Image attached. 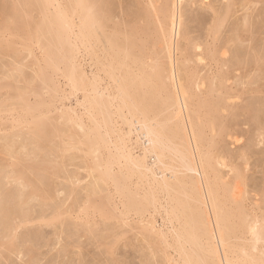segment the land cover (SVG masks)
<instances>
[{
	"label": "bare ground",
	"instance_id": "obj_1",
	"mask_svg": "<svg viewBox=\"0 0 264 264\" xmlns=\"http://www.w3.org/2000/svg\"><path fill=\"white\" fill-rule=\"evenodd\" d=\"M0 76L3 261L264 264V0H1Z\"/></svg>",
	"mask_w": 264,
	"mask_h": 264
},
{
	"label": "rangeland",
	"instance_id": "obj_2",
	"mask_svg": "<svg viewBox=\"0 0 264 264\" xmlns=\"http://www.w3.org/2000/svg\"><path fill=\"white\" fill-rule=\"evenodd\" d=\"M1 1V0H0ZM1 77V76H0ZM73 101V100H72ZM71 101V102H72ZM71 102L69 103V104H71ZM75 101H73V103H72V105L74 106L75 104ZM7 135L8 134V132H2V133H0V135ZM24 138V137H23ZM23 138H17L16 140L17 141H19L20 139V141H22V139ZM261 145V146H260ZM259 146H257L256 147V150L258 151V149H259V151L261 150V148H264V145L263 144H260ZM263 146V147H262ZM258 147H260V148H258ZM258 159V158H257ZM252 162V166H254V164L256 165V158H253V161H251ZM254 162V163H253ZM251 166V167H252ZM74 167H75V165H74ZM72 167V165H71V167L69 166L68 167V170L70 171V172H68V173H70L71 174V172L73 171V169H74V172L75 171H77V167ZM78 171H79V173H81V176H82V178L84 179L81 183H80V185H85L86 184V182L89 180V179H87V177H86V179H85V177H83V176H85L86 175V171L85 170H79L78 169ZM85 171V172H84ZM73 173V172H72ZM250 174H251V172H249ZM65 176H68V175H62V177H61V179H59L58 181V184H60V191H59V196H58V198L60 199L59 201H61L62 203H63V201H64V199H65V201H67L68 200V194H69V192H70V190L68 191V188H69V185L68 184H66L67 182H66V180H62V178H64L65 179ZM62 180V181H61ZM83 182H85V183H83ZM65 184V185H64ZM14 184H9V187H11V186H13ZM82 185V186H83ZM63 186V187H62ZM66 186V189L64 188ZM68 186V187H67ZM63 191H65V192H63ZM66 192H68L67 194H66ZM64 193V194H63ZM66 194V195H65ZM64 196V198L62 197V196ZM66 197V198H65ZM62 199H63V201H62ZM60 203V202H59ZM33 205H35V207L33 206ZM33 207H32V219H33V223L31 222L30 224H28V225H26V226H24V227H21L22 229H18V231H17V233H19V234H17L16 233V236H17V238H18V240H16L18 243H17V245L19 246H17L18 248L17 249H15L16 251H13V252H15V253H9V252H4V253H7V254H9L10 255V257L8 256V255H4V253H3V257L5 256V257H7V259L5 260V261H3L4 260V258H2V257H0L1 259H0V263H1V261L3 262V264H6V261H8L7 263L8 264H12V262H13V264H19L20 263V261L19 260H21V262L22 263H20V264H24L25 262H27L28 261V263L30 262V257H27L28 255H24L23 253L21 254V251H19V250H21L22 249V252L24 251L25 252V250L23 249V248H25L24 246H27L28 247V245H30V243L32 244V243H34V245L32 244V247L34 248V250H37V251H34V252H37V253H35V256H37V255H40V256H37V257H35L34 259H32V261L30 262V264H57V262H58V264H61V260L60 259H58L59 258V254L62 256H60V258L61 259H63L62 261V264L63 263H66V262H69L70 261V259H71V257L73 256V258H75V256H76V260L75 259H73L72 258V260H71V262H73L74 260L76 261V264H79V261H80V256H81V253L82 252H84L85 254L87 253V251H89L91 254H92V257H91V254H90V256H88V260L87 261H89L90 262V259L89 258H91V262L90 263H88V264H95V262H97V260H98V253H103V251H101L102 250V248H95V246H94V244L92 243V242H94L93 240L94 239H92L91 237H89L88 235V237H86V236H83L84 234H80V232L78 233V234H75V235H72L71 234V232L70 231H66V229L68 230V228L67 227H63L64 229L63 230H65V232L67 233V235H66V233L64 234L63 233V231H62V226H59L58 228H57V226H56V228L60 231V228H61V231L60 232H58V230L55 228V226H51L50 225V227H48L46 224H41L40 225V223L41 222H39V221H37V222H34V217H41V216H46V217H48L49 215H51V212H53V210H54V207H53V205H49V206H51L50 208H49V206L48 207H43L42 209H41V207H39V205L36 203H33ZM38 208H37V207ZM48 208L49 209H51V210H48ZM48 210L47 212L46 211H44V210ZM38 210V211H37ZM40 211V212H39ZM41 211H44V212H41ZM51 211V212H50ZM34 212V213H33ZM43 215H42V214ZM47 213V214H46ZM48 213H49V215H48ZM40 214V215H39ZM35 215H37V216H35ZM37 217V218H38ZM36 218V219H37ZM38 218V219H39ZM36 219H35V221H36ZM39 222V223H38ZM39 224V225H38ZM40 226H44L43 228L42 227H40ZM54 229H53V228ZM66 228V229H65ZM27 230V231H26ZM19 231H21V232H19ZM39 231V232H38ZM23 232H25L24 233V235H23ZM30 232V233H29ZM35 234H34V233ZM41 232V233H40ZM58 234H57V233ZM29 233V234H28ZM61 233H63V234H61ZM22 234V235H21ZM58 236H57V235ZM59 234H61V236L59 235ZM68 234H69V236L71 237V236H73V237H75L76 236V238H75V240H73L74 241V243L75 242H77L76 244H74L72 241H71V238L68 236ZM20 235H21V237H20ZM27 235V236H26ZM80 235V236H79ZM81 235L84 237H82V239H80L81 238ZM32 236V237H31ZM36 236V237H35ZM37 236H41V238H39V237H37ZM62 236H63V238H62ZM64 236H66V237H64ZM68 236V237H67ZM80 238H79V237ZM23 237V238H22ZM25 237V238H24ZM57 237H61V238H57ZM40 240H39V239ZM65 238V239H64ZM79 238V239H78ZM87 238V239H86ZM88 238H89V240H88ZM21 239V240H20ZM26 239H28V240H26ZM33 241H32V240ZM37 239V240H36ZM57 239H58V241H60V245L58 244L59 242L57 241ZM61 239H64L65 240V242H67L68 241V239H69V241L67 242V243H65V244H68L69 245V243H72L71 245V248H70V252H68V253H65L64 252V248H62L63 246L65 247L66 245L65 244H62L63 243V241L64 240H61ZM67 239V240H66ZM72 239H74V238H72ZM92 239V240H91ZM23 241H26V243L25 242H23ZM28 241H32V242H29V244L27 245V243H28ZM24 243V244H22V243ZM52 243H53V245H52ZM92 243V244H91ZM79 244V246H77ZM22 245H23V247H22ZM63 245V246H62ZM31 246V245H30ZM35 246V247H34ZM38 246V247H37ZM22 247V248H21ZM21 248V249H20ZM60 248L63 250V252H64V255H63V252H62V250L60 251ZM72 248H74V249H72ZM19 249V250H18ZM123 249V248H122ZM73 250H75V251H73ZM81 250V251H80ZM87 250V251H86ZM96 250H98L99 252H96ZM121 250V249H120ZM19 251V252H18ZM79 251H80V253H79ZM122 251V250H121ZM120 251V252H121ZM40 252V253H39ZM60 252V253H59ZM72 252V253H71ZM73 252H76V253H73ZM89 252H88V254H89ZM18 253V254H17ZM71 255H70V254ZM99 254L100 256H99V258L100 259H103L104 258V260L106 259L105 258V256L103 257V255L102 254ZM57 254V255H56ZM69 254V255H68ZM16 255H18V256H16ZM56 255V256H55ZM68 256L69 258H68V260H66L67 259V257L66 256ZM12 256H13V258H12ZM23 256H25V257H23ZM57 256H58V258H57ZM66 258H65V257ZM94 256H96V258L94 257ZM55 258H56V261H55ZM95 258V259H94ZM10 261H9V260ZM29 259V260H28ZM79 259V261H77ZM97 259V260H96ZM99 259V260H100ZM104 260H103V263H104ZM75 261L73 262V264H75ZM19 262V263H18ZM24 262V263H23ZM32 262H34V263H32ZM56 262V263H55ZM27 263V264H28ZM26 264V263H25Z\"/></svg>",
	"mask_w": 264,
	"mask_h": 264
}]
</instances>
